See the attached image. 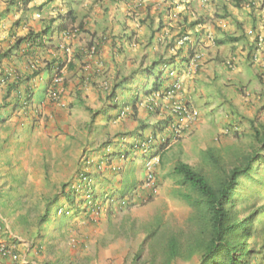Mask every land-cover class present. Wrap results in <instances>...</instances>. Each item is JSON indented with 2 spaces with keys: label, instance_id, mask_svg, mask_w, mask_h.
<instances>
[{
  "label": "crops",
  "instance_id": "crops-1",
  "mask_svg": "<svg viewBox=\"0 0 264 264\" xmlns=\"http://www.w3.org/2000/svg\"><path fill=\"white\" fill-rule=\"evenodd\" d=\"M165 3L162 0H62L60 2L59 0H30L26 5L21 6L17 4V0H13V3H10V0H0V55L13 44L15 37L23 36L29 30H40L45 19L56 17L59 13L62 14V11L70 12L74 27L81 26L78 33L67 41L71 48V54L67 58V61L71 60L70 68L65 66L61 70L65 82L62 100L71 108L59 109L57 105L48 101L44 93L47 79L45 73H42L41 79L32 86L33 99L26 115L19 109V104L23 100L21 94L24 93L26 83L20 85L18 94L11 92L6 100L4 99L5 88L0 87V196L4 197L10 188L11 191L18 192V195H13L14 198H26L27 185L31 182L33 174H38L41 180L46 174L59 175V172L48 173L41 169L33 171L34 166H40L43 162L30 158L32 141L38 140L43 144H50L57 135L55 129L59 126H68L69 112L73 113L80 105H86L89 108L99 106L101 100L108 95L99 89L103 82H107L112 87L122 78L129 79L131 75V80L123 84L127 92L124 93V101H122V104L130 103L134 99L136 87L143 74L145 73L148 78L152 68L155 67H158L159 72L161 71L162 62L154 64L161 58L174 56L171 59V66L179 69L183 79L181 98L194 108H196L195 102L202 100L208 106V114L202 115L200 109L196 108L200 114L199 121L205 122L207 118L210 124L218 127L217 131L221 126L237 123L243 114L250 117L262 114L259 106L264 102L262 99L264 78L260 75L259 66L248 64L244 60L243 53L237 62V67L230 71L220 64V61L229 54L239 53L243 47H246L252 36L218 34L216 29L211 30L210 32L214 33L212 35L215 37V44H211L210 41L204 43L202 67H199L196 73L189 75L185 50L176 43V33L182 27V22L172 18L174 12H179L181 9L174 5L166 6ZM212 5V9L215 10L217 0L211 1L209 8L202 12L205 15H211ZM185 14L187 12L183 11L181 17ZM256 15L257 21L264 23V9L261 18L258 12ZM57 23H60V20L55 22ZM160 26L162 27L156 31ZM258 30L264 37V28L258 27ZM225 35L234 37L242 35V38L236 42L226 40L225 43H221ZM101 36H106V40L103 41ZM57 37H53V41H57ZM92 44L97 46L96 56L94 59L86 58L85 50ZM39 55L40 57H37L42 59V54ZM8 69L17 72L18 75L29 72L24 61L14 56L0 60V71L4 72ZM137 76L138 80L134 81L133 78ZM157 82L161 86L165 85V76H160ZM28 84L32 85V82ZM39 87H42V91L37 94ZM128 87L131 89L128 90ZM211 89L219 97L218 102L212 105L209 102ZM242 89L250 92L248 98L242 95ZM15 98H18V104L15 103ZM32 108H37L39 112L35 113ZM120 108L119 103L116 107L101 110H107L105 116L114 117ZM136 110V118L145 120L147 123L151 122L153 113L138 106ZM57 112L60 114L57 115ZM84 112L87 114L88 111ZM222 112H226L225 116L230 112L232 115H229L227 120L221 116ZM39 115L49 118L47 122L49 134L37 131L42 127L29 126L32 117ZM136 118L123 119L117 131L126 133L136 128L139 122ZM72 131L73 139L74 131ZM134 131L127 136L135 137L138 131ZM47 135L52 138H48ZM57 138L61 139L63 144L66 142L64 136H57ZM69 166H72V169L70 168L72 174L75 167L71 164ZM5 182H7L6 186ZM29 195L34 196L30 193ZM23 209L27 212L25 207ZM1 220L4 221V219ZM59 225L45 222L38 224L41 237L35 241L20 242L18 236L9 234V237L16 238L19 258L17 262H13L11 259L0 257V264H85L89 253L83 254L74 250L75 248H70L66 244V239H62L68 229L64 227L60 230ZM4 228L6 224L3 222L0 234L7 232ZM1 236L0 241H4L5 239ZM69 237V241L74 238L73 235ZM38 245L42 246L39 253L36 252ZM80 256L84 260L80 259ZM90 262L96 264V259L92 258ZM102 263L103 261L99 262V264Z\"/></svg>",
  "mask_w": 264,
  "mask_h": 264
},
{
  "label": "rangeland",
  "instance_id": "rangeland-1",
  "mask_svg": "<svg viewBox=\"0 0 264 264\" xmlns=\"http://www.w3.org/2000/svg\"><path fill=\"white\" fill-rule=\"evenodd\" d=\"M256 1L255 6L246 8L240 2L237 3L240 5L237 6L236 4L234 6V3L230 2V0H217V8L214 10L212 9L213 5L210 7L211 15H205L204 13L200 15L201 12L199 11L195 13V17L197 21L203 22L207 31L212 29L213 24L221 22L225 23V27H223V30H220V34H252L251 30L253 29V25L257 32L260 33L258 27L260 29L262 27L263 29L264 23L257 21L255 12L259 14L263 12L264 0ZM165 5L170 6V2ZM191 5L194 7L193 4ZM176 18L177 21L182 22L180 17ZM216 30L219 31L217 28ZM90 59H94V57ZM236 67L237 64L235 65ZM158 72V67L152 68V72L143 87V93L151 91L152 84ZM161 76H165V69L161 73ZM133 80H138V76L134 77ZM37 81L39 80H35L33 83ZM141 86V83H139L138 88L140 87L139 89H141ZM99 89L106 93L101 88ZM118 90H116L117 93ZM120 90L127 92L125 87ZM120 90L119 92H121ZM41 91L42 87H39L37 94L41 93ZM209 95L211 105L213 103L216 104L219 100L218 94L211 89ZM117 96L120 98L122 94L118 93ZM249 96L250 94L246 97L248 98ZM21 97L22 99L24 98V93L21 94ZM262 99L264 100V94L262 95ZM109 102L104 97L99 106L95 108L91 107L90 112L91 114L93 113V116H91L89 111L85 114L84 111L86 109H84V106L86 105H80L73 113L69 112L68 116L70 118L68 119V126L57 127L55 129L57 135L54 137V140L52 139L50 144L46 145L38 140L32 141V156L30 158L43 162L40 166H34L33 171L36 172L41 169L48 171V173L53 171L54 173L59 172L60 174L53 176L46 174L43 175L42 180L38 174H33L31 182L27 185L26 198H14L13 195H18V192L11 191L10 188L4 194V197L3 195L0 196V217L4 219L3 222L6 224L4 230L8 232L2 233L5 240H8L9 234L18 236L21 240L20 242L25 240L35 241L40 238L37 217L44 208V201L48 197L58 193L57 201L52 207L51 217L45 223H51L53 225L60 224V230L64 227L68 229L62 239H66V244L70 248H75L74 250L83 254H86V252L89 253L86 256L87 260L85 264H94V262H90L92 258L96 259V264H99L100 261H103L102 264H149L151 259L154 260L155 264H161L162 254L159 246H153L150 249L149 241L143 245L142 251L137 255L138 248L143 242L144 237L149 233L150 228L160 224V230L164 233L182 231L184 235L189 234L193 228L192 224L188 223L191 209L177 196V184L172 183L166 177L167 172H170L174 162L181 160L194 167H199L202 163L200 156L201 150L207 147H213L215 150H220L223 158V163L221 164L225 169H228L234 165L231 161L232 157L227 155L228 151L231 153L230 155L238 152L241 153L242 151L248 152L255 145L253 138L250 136L251 128L261 130V126L264 127L263 103L259 106V110L262 111L261 115L250 117L247 114H243L238 123H236V126L233 124L235 129L237 127L238 130L235 133L229 132L230 134L226 137H220L218 134L222 126L217 131L218 127L210 124L211 122L207 118L205 122L198 120L191 130L179 138L171 139L168 147L160 150L163 151L161 162L156 167L157 178L160 182L157 186V193L151 200L144 202L138 201L124 209H118L112 206V209L109 210L107 204L103 202L104 200L98 199L101 204L98 208V215L96 211H90L89 215L85 216L83 215V209H81L77 213L74 212V214L59 217L55 215V209L60 205H67V201L60 194V184L61 182L71 181L73 179L71 177L72 166H69V164L73 165L75 167L73 169L76 170V166L77 168L80 167L83 160L87 159L89 163L87 164L88 168L85 173L93 178L94 183L99 179H108V181L112 182V185L117 186L119 185L121 176L126 174L128 170H130L133 177L137 180H140L144 176L145 156L138 155L134 161H128L127 158L124 161L119 159L117 156L118 148L122 146L128 147V141L119 142L117 136L123 134H126V136L130 135L133 130H135L134 132L136 130H147L146 132L156 130L158 133H162L163 129L160 130L158 127L159 119L155 115L151 117V122L147 123L145 120L137 117L136 120H139V122L136 128L126 131V133L124 131H117L120 122H123V119L129 117L121 118L118 121L114 117L105 116L106 111L103 113L101 109L108 108ZM22 104H24L23 100L19 104L20 112L26 115L29 109L27 108L25 110L27 105ZM195 106L200 109L202 115L207 113L208 106L202 100L196 101ZM57 107L59 109L71 108L68 107V103L64 107ZM225 113L222 112L221 116L228 120L229 117L225 116ZM58 114L60 113L57 112ZM229 115H232V112ZM198 116L200 119L199 113ZM47 122H49V118L46 116H33L29 126L36 128L42 127L37 131L49 134V125ZM153 126L156 127L153 128ZM71 131L74 134L73 139ZM167 133L168 131L165 130L164 134ZM57 136H64L66 142L63 144L62 140L58 139ZM215 136L218 138L216 141L214 139ZM47 137L52 138L50 135H47ZM124 138L126 139V137ZM107 146H109V149L105 151L104 149ZM261 154L264 155V150H262ZM102 158L103 161L109 160L111 165L121 166L119 173H113L110 170L100 171V169H97L96 165ZM259 166L258 171L252 170L248 175L240 178L239 184L234 191V199L236 202L234 211L237 216H245L247 212L260 210L259 220H256V230L260 226H264V157L261 159ZM6 185L7 182H5ZM107 188V184L103 185L102 191ZM29 193L34 196L29 195ZM43 195L46 197H41ZM23 207L26 208L27 212L23 211ZM93 209H96V207ZM70 235H73L76 240L75 246H72V243L69 241ZM256 237L258 239L256 245L258 255L250 261V264H264V246L258 244L261 242V238L264 237V231ZM247 240L251 242L252 238H248ZM81 256L80 259L84 260ZM198 259L199 252H196L189 259L184 258V256H178L170 264H196Z\"/></svg>",
  "mask_w": 264,
  "mask_h": 264
},
{
  "label": "trees",
  "instance_id": "trees-1",
  "mask_svg": "<svg viewBox=\"0 0 264 264\" xmlns=\"http://www.w3.org/2000/svg\"><path fill=\"white\" fill-rule=\"evenodd\" d=\"M29 1L30 0H25L23 4L26 5ZM244 1L247 0H230V2L234 3V6H236L238 2L242 4ZM10 3H13V0H10ZM240 4H237V6ZM248 6L252 7V4L248 3ZM57 20H60V23L55 24ZM73 23V19H70V12H64L63 14L59 13L56 17L45 19L40 30H29L25 35L15 37L13 44L0 55V60L2 58L10 59L11 56L17 57L19 60L24 61L29 72L25 75H18L17 72L9 69L4 72L0 71V84L5 88V100L9 97L11 92H16L18 94L17 90L20 85L26 83L24 85V104L22 105L31 104L33 94L31 86L28 83L41 73L47 75V80L45 82L46 88L49 86L50 81L55 74L61 78L62 85L65 86L61 70L65 66L66 68H70L71 64V60L67 61L68 57L65 51V48L67 47L64 43V39L66 38L65 31L70 30L69 34L75 36L81 28V26L74 27ZM198 23L199 21L197 20L192 21L189 23L188 27L192 28ZM68 26H70V28H68ZM254 27L255 26L253 25V29L251 30L252 34L249 33V35L252 36L251 41H249L247 46L242 49V52L244 53L243 56L246 55L248 64L253 63V53L257 49H261V45L264 44L263 41L259 40L262 38ZM217 29L219 30L218 34H220V30H223V27L218 26ZM70 35L68 36L70 37ZM53 37H57V41H53ZM177 37H179V34ZM241 38L242 35L236 37L225 35L221 39V43H225L226 40L228 42H236ZM211 42L212 44H215V37L213 35ZM218 42L220 43V40H218ZM61 44L64 46L63 48L61 47ZM94 51L96 53L98 51L96 45H94ZM59 52L60 54H58ZM40 53L43 56L42 59L37 57H40ZM240 53L241 52L229 54L230 56L222 59L220 64L228 71L234 69L237 62L233 63L232 59L238 58ZM47 56L50 57L48 58ZM173 57L174 56H170L169 58H166V60L172 59ZM164 60L165 59L161 58L157 62H154V64L160 63ZM202 64L201 61V64L197 66L194 73L197 72L199 67H202ZM158 73L159 75L156 76L155 81L152 84V89H157L159 85L157 81L161 75V71ZM131 78V75L129 79L122 78L120 81L116 82L113 87L107 84L105 91L108 95L106 98L112 102L117 94L116 90L123 88V84H126ZM129 89L131 88L128 87V90ZM182 90L183 88L180 93H182ZM180 99L189 109H194V107L191 106L189 102L186 103L181 96ZM123 100V98H120L116 101V104L110 103L109 107H116L120 101ZM14 101L18 104L19 100L18 98H15ZM84 109L89 112L91 110L87 106H84ZM25 110H27V106ZM122 111L123 110H119L116 115L119 116ZM104 112L105 111H103V113ZM92 114L91 116H93ZM226 116H229V114H226ZM198 120L199 116L197 114L194 123L188 125L190 128H184L180 133H175L172 130L175 121H167L165 119L158 122V127L160 130L163 129V132L161 133L158 142L155 141L151 143V146L153 147L152 149L157 151L155 154L159 155L158 163L161 162V155L163 153V151L160 150L168 147L171 139L179 138L191 130ZM228 125L229 124H226L224 127H229L230 133H235V131L238 130L237 127L235 129L236 123L235 126L232 124L230 126ZM155 127L156 126H153V128ZM165 130L168 131L169 135L163 139ZM229 134L221 137H226ZM121 136L122 135L117 136V138H121ZM250 136L253 138L255 145L254 147L252 146L248 152L242 151L241 153L238 152L230 155L231 153L228 151L227 155L232 157L231 161L234 164L228 169H225L221 164L223 163V158L220 150H215L213 147H207L201 150L200 156L202 163L199 167H194L181 160H176L174 162L170 172H167L166 177L170 179L172 183L177 184V196L191 209L188 223L192 224L193 228L189 234L185 235L182 231L164 233L160 230V224H158L150 228L149 233L144 237L143 242L138 248L137 255L142 251L143 245L149 241L148 244L150 249H152L153 246H159V250L162 254L161 264H170L171 261L178 256H184V258L189 259L191 255L196 252H199V259L196 264H250V261L258 255V251L256 250L258 239L256 236L264 231V226H260L258 230H256V220H259L260 210L247 212L245 216H237L234 211V206L236 204L234 191L239 184L240 178L248 175L252 170L258 171L260 167L259 163L264 157V155L261 154L262 150H264V127L261 126V130L252 127ZM216 138L217 137L215 136V141L218 139ZM135 143L130 141L128 147L123 148L124 160L127 158L128 161H134L135 157L138 156H132L135 150L142 149L141 147L137 148ZM104 150L108 151V148H105ZM104 161L103 158L100 159L96 168L100 169L99 165L103 163L109 164V160ZM107 170H110L113 173L119 172V170H116V167ZM71 177L74 179L61 182L59 189V191H61L60 194L67 202L74 204V198L78 196V192L81 194L82 191L84 194L89 193L86 202L84 201L85 205L83 208H80V204H74V212L77 213L83 209V215L85 216H88L89 212L95 207L99 213L98 208L101 204L98 202V199H106L105 203L108 202L107 206L109 210H111L112 206H115L118 209H124L138 201H147L152 198V195L149 194L152 191L146 190L144 192L143 189L138 188L139 185L142 186L147 181L145 173L140 180H137L133 177L130 170H128L126 174L121 176L119 185L117 186L112 185V182L108 181V179H99L94 184L85 182V179H82L83 174L77 166L76 170L74 169L71 174ZM154 178H157V172H155ZM156 181L160 182L158 178ZM158 182L155 183L159 185ZM105 184H107L108 188L102 191V186ZM57 194L58 193L48 197L44 201V208L37 217L38 224L44 223L51 217L52 207L55 205L58 198ZM41 197L46 196L43 195ZM1 219L2 218L0 217V230L3 229V222ZM1 235L2 234H0V236ZM182 238L184 239L182 240ZM248 238H252V241L248 242ZM263 240L264 237H262L261 242L258 243L260 246H264ZM12 241L13 239L8 237V240H4L3 244L10 246L14 244ZM71 242L72 238L70 239V243ZM41 248L42 246H37L38 250ZM12 252L18 255L16 246L12 248ZM0 257L8 258L5 255H0ZM13 262L17 261L14 260ZM149 264H155L154 260L151 259Z\"/></svg>",
  "mask_w": 264,
  "mask_h": 264
},
{
  "label": "clouds",
  "instance_id": "clouds-1",
  "mask_svg": "<svg viewBox=\"0 0 264 264\" xmlns=\"http://www.w3.org/2000/svg\"><path fill=\"white\" fill-rule=\"evenodd\" d=\"M25 0H18L17 1V4L18 5H23V2H24ZM44 1H46V0H44ZM60 1H62V0H59V2ZM163 2H166V3H169L168 1H166V0H162ZM211 1H214V0H208V2L205 4V5H200V4H198V2L196 1V0H187V1H181V0H177L176 2H170V6H172V5H174L175 7H180V11L179 12H174V14H173V16H172V18H175V19H177L176 17H180V18H182V27L178 30V32L176 33L177 35H176V43H177V45L180 47V48H182V49H184L185 50V53H186V62H187V73H189V75H191V74H194V72L193 73H190V70H191V67H190V58H191V56L193 55V52H191L190 50H189V47H190V45H188L187 43H184V44H180L179 43V39L187 32V31H189L190 32V36L193 38V44H196V48H198L199 49V51H201L203 54H204V52H203V48H204V43L206 42V41H210L211 42V39H212V34H214L213 32H210L211 30H215L216 28H218V26H220V27H225V23H221V22H218V23H215L214 25H213V27H212V29L210 30V31H207V29L205 28V26L203 25V22H200L199 21V23L198 24H196L194 27H188V25H189V23L190 22H192V21H195V20H197L196 19V17H195V13L196 12H201V14L200 15H203L202 13H204V12H202L203 10H207L208 8H209V4L211 3ZM229 1V0H228ZM256 0H247V1H244L242 4H243V6H245L246 8H250L251 6H248V3L249 4H252V6H255L256 5ZM165 3V4H166ZM191 4H193L194 5V7L191 5ZM196 8V9H195ZM183 11H186L187 12V14H185V16H183V17H181V14H182V12ZM63 13L64 12H66V11H62ZM62 13V14H63ZM205 14V13H204ZM255 14H256V12H255ZM262 14H263V12H261V14H259V16H260V18L262 17ZM257 19V18H256ZM215 25H216V28H215ZM162 26H160L156 31H158L160 28H161ZM204 29V30H203ZM69 31L70 30H68V31H65V36H66V38L64 39V43L67 45V47L66 48H68L69 49V51L67 52L66 50V54H67V57L68 56H70V54H71V48H70V45H69V42H67L68 40H70L71 38H73L74 37V35H70L69 34ZM71 31H73V30H71ZM68 32V33H67ZM178 34H179V37H177L178 36ZM259 35H260V37L262 38L261 39V41H263V43H264V38H263V36L261 35V33H258ZM63 35V34H62ZM68 35H70V37L68 36ZM101 38H102V40L104 41V40H106V36H101ZM190 44V43H189ZM211 44H212V42H211ZM62 45V44H61ZM94 45H96V44H92V45H90V46H88L87 47V49L85 50V53H84V55H85V57L86 58H92V57H95L96 56V52L94 51L93 52V54H90L89 52H90V50H91V48L92 47H94ZM261 49L260 50H258L259 51V55H260V59L261 60H264V44L263 45H261ZM243 50L241 49L240 50V56L238 57V58H236L235 59V62H238L239 61V59L241 58V56H242V52ZM243 55H244V53H243ZM202 60H203V58H202ZM244 60L247 62V57H246V55L244 56ZM162 62V66H161V73L162 72H164V69H165V80H166V84L165 85H163V86H161V85H158V87H157V89H151V91H148V92H145V93H143L142 92V90H143V87H144V85H145V83H146V81L148 80L147 79V76H146V74L144 73L143 74V77H142V79H141V81L142 82H140L141 83V89H139L138 88V86L136 87V93L134 94V99H133V101H131L130 103H123L122 104V101L120 102V105H121V108H120V110H123L120 114H119V116L118 115H116V116H114V118H116V120H118L119 121V119H121V118H125V117H133L134 119L136 118V113H137V110H136V107L138 106V107H141V108H144L145 110H147L148 112H151V113H153L154 114V116L156 115L157 117H158V119H159V121L160 120H167V121H171L170 120V118L169 117H167L166 116V114H165V112H164V108H163V105H164V100H163V98H161L159 101H158V103H157V105L156 106H154L152 109H150L147 105H148V103H149V100H150V98H151V95H152V93H154V92H156V91H159V90H162V89H164L169 83H170V79L168 78V76H167V70L168 69H174L176 72H177V76L182 80V88H183V79L181 78V76H182V74L180 73V71H179V69L177 68V67H175V66H171V64H172V62H171V59H165L164 61H161ZM160 62V63H161ZM37 64H39V63H37ZM252 64H255L256 66H259V69H260V75L264 78V73H263V70H262V67H261V64L260 63H256V62H254L253 61V63ZM33 69H34V67H33ZM42 74V73H41ZM41 74L40 75H38V76H36V77H34L32 80H31V82H32V85H30L31 86V91H32V86H35V83L33 84V81H35V80H40L41 79ZM56 75V74H55ZM161 76V75H160ZM47 80V79H46ZM51 81H52V79H51ZM51 81H50V84H49V86L47 87V88H45V94H46V96H47V99H48V101L50 102V103H52V104H54V105H56L55 103H53L52 102V100H50L49 99V97H48V94H47V91H48V89H49V87L51 86ZM139 85V84H138ZM1 86H3L2 84H0V87ZM113 87V86H112ZM63 88H64V86L62 85V90H63ZM99 88H101V90H103V91H105V89L107 88V82H103V83H101V85H100V87ZM121 89V88H120ZM119 89V90H120ZM119 90H118V93H121L122 94V96L120 97V98H123L124 99V91H121V92H119ZM242 91V95L244 96V97H246L248 94H250V92L249 91H247V90H241ZM117 93V94H118ZM141 93H143V94H141ZM248 93V94H247ZM33 94V93H32ZM117 94H116V96H115V98H114V100L111 102L110 101V103H115L116 104V101L118 100V99H120L119 98V96H117ZM180 96H181V93H179V98H180ZM61 100H62V92H61ZM63 101V100H62ZM124 101V100H123ZM148 102V103H147ZM64 103V102H63ZM127 104H132L131 106H129V105H127ZM58 106V105H57ZM65 106V104H63L62 106H59V107H64ZM27 108L29 109L30 108V106L29 105H27ZM196 108H194V110H195ZM32 110L35 112V113H38L39 112V110L36 108H32ZM195 111H197V114H198V110L196 109ZM231 124L229 123V125L228 126H230ZM233 125V124H232ZM223 127V126H222ZM231 128H232V126H231ZM189 129V128H188ZM138 131V134L137 135H135V137H133V138H127V136H126V134H123L122 136H121V138H118V141L119 142H121V141H128V144L130 143V141H132V142H136V140H138L137 142H142L145 138H147L148 136H151V138L153 139L152 140V142H158V139H159V137H160V135H161V132H157L156 130L155 131H150V132H146L147 130H137ZM142 131H144V133L142 132ZM168 133L167 134H164L163 135V139L164 138H166V137H168ZM124 137H126V139L124 138ZM157 139V140H156ZM151 142V143H152ZM163 142V141H162ZM151 143H150V145H148V147H146L145 149H137V150H135L134 152H133V154L132 155H143V156H145V161H144V173L146 174V172H147V166H146V164H147V162L148 161H152V165H151V170H152V173H153V175L155 174V172H156V167L159 165V155L158 154H155V153H157V151L156 150H153L152 148V146H151ZM125 146H122V147H120V148H118L119 150H118V152H117V156H118V158L119 159H122V161H124V148ZM105 148H108L109 149V146H107V147H105ZM156 158H157V161H156ZM89 163V161L86 159V160H83V162H82V165L80 166V167H78L79 169H80V171H81V173L83 174V177H82V179H85V182H89L90 184H94V180H93V178L92 177H90L87 173H85L86 171H87V168H88V166H87V164ZM79 166V165H78ZM99 167H100V171H105V170H107V169H109V168H112V167H116V170H119L120 171V169H121V166H116V165H111V163L109 162V164H105V163H103V164H100L99 165ZM115 170V171H116ZM119 173V172H118ZM74 179V178H73ZM157 180V178L155 179V182H158V181H156ZM159 183V182H158ZM155 186H156V192L152 195V198L156 195V193H157V184L155 183ZM138 187H140V185L138 186ZM88 195H89V193H87ZM85 195L86 194H84L83 193V191H82V194L80 193V192H78V196L76 197V198H74V204L75 205H77V204H80V208H83L84 207V201L86 202V198H85ZM151 198V199H152ZM151 199H149V200H151ZM106 200V199H105ZM105 200L103 201V202H105ZM149 200H147V201H149ZM99 202V201H98ZM140 202H144V201H140ZM74 204H70L69 202H67V205H60V206H58L56 209H55V215H58L59 217L60 216H63V215H67V214H69V215H71L72 213L74 214ZM106 204L108 205V202H106ZM59 210H61V213L60 214H58V211ZM72 211V212H71ZM92 212L93 211H96L97 212V215L99 214L98 213V211L96 210V209H92L91 210ZM91 215V214H90ZM12 238V237H11ZM13 239V241H12V243H16V240H15V238H12ZM72 244V246H75L76 245V240L74 239V238H72V242H71ZM15 246H16V244H15ZM41 250V249H40ZM40 250H38L37 249V251L36 252H40ZM19 256V255H18Z\"/></svg>",
  "mask_w": 264,
  "mask_h": 264
},
{
  "label": "built area",
  "instance_id": "built-area-1",
  "mask_svg": "<svg viewBox=\"0 0 264 264\" xmlns=\"http://www.w3.org/2000/svg\"><path fill=\"white\" fill-rule=\"evenodd\" d=\"M168 2H176L177 0H166ZM181 1H187V0H181ZM198 4L205 5L208 0H196ZM190 32L187 31L180 39L179 43L184 44L187 43L190 45L189 50L193 52V55L190 58V73L195 72L197 69V66L201 64L203 53L199 51L198 48H196V44H193V38L189 35ZM261 41V39H259ZM190 43V44H189ZM63 48L64 46L61 45ZM65 50L68 52L69 49L65 48ZM260 49H257L253 53V61L256 63H260L263 73H264V60L260 59L259 51ZM94 47L91 48L90 54H93ZM232 62H235V58L232 59ZM167 76L171 80L170 83L162 90L156 91L152 93L151 98L148 103V107L152 109L154 106L157 105L158 101L163 98L164 100V112L167 117L170 118L171 121H175L173 123V131L175 133H180L184 128L188 129L190 128L188 125H192L194 123V120L197 115V111L194 109H189L188 106L179 98V93L182 89V80L177 76V72L174 69H168L167 70ZM61 92H62V81L61 78L57 75H54L51 81V86L49 87L47 94L50 100H52L53 103H55L58 106H62L64 103L61 100ZM248 94V93H247ZM230 128L228 127H222L221 131L218 133L219 136H223L226 134H229ZM217 139V138H216ZM151 136H148L145 138L142 142H137L136 140V147H141L142 149H145L150 145L152 142ZM157 161V158H156ZM152 161H148L147 166V181L142 186L138 187L140 189H143L144 192L152 191L149 193L150 195H153L156 192V186H155V178L151 170ZM88 194L85 195V198L87 199ZM61 213V210L58 211V214ZM6 247V248H4ZM15 247V244L6 246L3 244V241H0V255L1 256H7L12 261L16 260L18 261L19 256L16 255L14 252H12V248Z\"/></svg>",
  "mask_w": 264,
  "mask_h": 264
}]
</instances>
